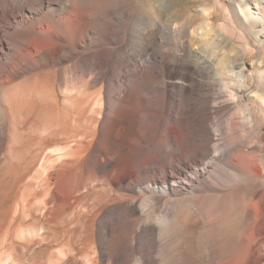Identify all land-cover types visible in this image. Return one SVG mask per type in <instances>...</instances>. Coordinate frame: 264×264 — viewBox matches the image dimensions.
Returning <instances> with one entry per match:
<instances>
[{
  "label": "bare ground",
  "instance_id": "1",
  "mask_svg": "<svg viewBox=\"0 0 264 264\" xmlns=\"http://www.w3.org/2000/svg\"><path fill=\"white\" fill-rule=\"evenodd\" d=\"M218 3L0 0V264H264V0Z\"/></svg>",
  "mask_w": 264,
  "mask_h": 264
},
{
  "label": "rangeland",
  "instance_id": "2",
  "mask_svg": "<svg viewBox=\"0 0 264 264\" xmlns=\"http://www.w3.org/2000/svg\"><path fill=\"white\" fill-rule=\"evenodd\" d=\"M169 3H171V2H166L164 5L165 6H167V7H171V6H169V5H173V3L172 4H169ZM177 3V2H176ZM174 4H175V2H174ZM218 13H219V15H218V19H217V21H216V23H214L215 25H216V27L217 28H220L221 29V25L222 24H228L227 26L228 27H230V25H229V22H228V15H226L227 14V9H226V6H225V4L223 3V0H220V3H218ZM199 18H201L199 15H198V22H200V23H202L203 21H202V18L199 20ZM231 28V27H230ZM239 41H237L236 43H238ZM224 45L222 44L221 45V48L220 49H223L222 50V52H224L225 54L224 55H220V57H219V59L221 58V59H223L224 57L223 56H229V55H233L234 53H235V50L233 51L231 48H229L228 46L227 47H223ZM219 49V50H220ZM232 50V51H231ZM221 52V51H220ZM256 52V50H254V52L253 53H250L249 55H248V57H247V59H246V61H249L251 58H252V56H253V54ZM249 75H251V76H253L254 78L253 79H255V72L254 71H249ZM252 79V80H253ZM254 81V80H253ZM252 82L250 83V87H249V89L247 90V94L250 92V88H251V86H252ZM222 121V123H221V126H223L224 128H225V130H224V132H223V135H222V138H223V142H225V143H227L228 141H231V139H232V136H231V132H232V130H231V125H230V120H229V117H224V119L223 120H221ZM215 128H216V126H215ZM48 253H49V250H44V249H41V250H38V254H36L37 255V257H38V259H37V257H36V259L38 260H36V262H38L39 263V261H40V263L43 261V260H45V258H46V256L48 255ZM35 255V256H36ZM46 255V256H45ZM45 257V258H44ZM31 259V258H30ZM35 258H32L31 260H32V262H33V260H34ZM40 259V260H39Z\"/></svg>",
  "mask_w": 264,
  "mask_h": 264
}]
</instances>
